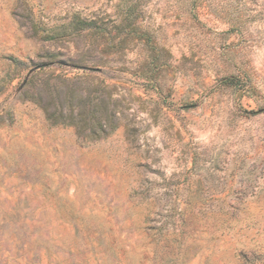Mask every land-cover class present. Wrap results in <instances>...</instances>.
Here are the masks:
<instances>
[{
    "label": "rangeland",
    "instance_id": "374dc122",
    "mask_svg": "<svg viewBox=\"0 0 264 264\" xmlns=\"http://www.w3.org/2000/svg\"><path fill=\"white\" fill-rule=\"evenodd\" d=\"M0 264H264V0H0Z\"/></svg>",
    "mask_w": 264,
    "mask_h": 264
},
{
    "label": "trees",
    "instance_id": "16d2710c",
    "mask_svg": "<svg viewBox=\"0 0 264 264\" xmlns=\"http://www.w3.org/2000/svg\"><path fill=\"white\" fill-rule=\"evenodd\" d=\"M76 66L78 68H88V69H85L84 71H81V72H83L87 76H92L94 78L100 79L99 81L101 82V84L102 85H106V82L108 81V79L106 78L105 73H103L102 71L101 72L98 71V69L102 68V65H86V64L83 65V64H77ZM92 69H97V70H92ZM106 87H108V85H106ZM115 91L118 92V89H115ZM113 92L114 91L112 90L111 93H113ZM114 95L111 94L110 97L113 98ZM117 103H118V100H117ZM119 113L120 112L118 111V109H116V111H110V112L108 111V115H109L108 116V122L111 121V122L114 123V124L109 125V126L105 123L106 122L105 119L103 121V118L104 117H98V115L95 114L94 115L95 116L94 117V122L96 124H98V128L100 130V133H99V131H95L93 133V135L87 136L86 138H89L92 141H97V140L106 138L110 134L114 133L117 130V128L119 127L117 123L115 124V121L117 120ZM51 120L54 121L52 118H51ZM71 120H73V121H71L72 122L71 124L74 125L75 122H76L75 121V117H71ZM58 124H62V123L59 122V121H54V125H58ZM96 128H97V126H96Z\"/></svg>",
    "mask_w": 264,
    "mask_h": 264
},
{
    "label": "water",
    "instance_id": "95a60500",
    "mask_svg": "<svg viewBox=\"0 0 264 264\" xmlns=\"http://www.w3.org/2000/svg\"><path fill=\"white\" fill-rule=\"evenodd\" d=\"M83 69L85 70V69H88V68H83ZM92 70H97V69H92ZM98 70H99V69H98Z\"/></svg>",
    "mask_w": 264,
    "mask_h": 264
}]
</instances>
